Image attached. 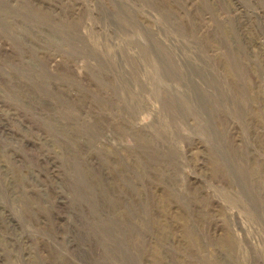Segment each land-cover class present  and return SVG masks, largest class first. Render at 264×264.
I'll list each match as a JSON object with an SVG mask.
<instances>
[{"label": "rangeland", "instance_id": "obj_1", "mask_svg": "<svg viewBox=\"0 0 264 264\" xmlns=\"http://www.w3.org/2000/svg\"><path fill=\"white\" fill-rule=\"evenodd\" d=\"M0 264H264V0H0Z\"/></svg>", "mask_w": 264, "mask_h": 264}]
</instances>
